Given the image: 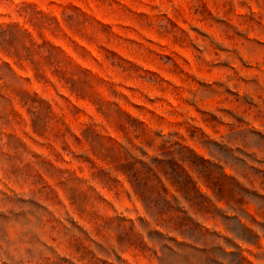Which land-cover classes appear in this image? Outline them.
<instances>
[{
	"label": "rangeland",
	"instance_id": "obj_1",
	"mask_svg": "<svg viewBox=\"0 0 264 264\" xmlns=\"http://www.w3.org/2000/svg\"><path fill=\"white\" fill-rule=\"evenodd\" d=\"M0 264H264V0H0Z\"/></svg>",
	"mask_w": 264,
	"mask_h": 264
}]
</instances>
